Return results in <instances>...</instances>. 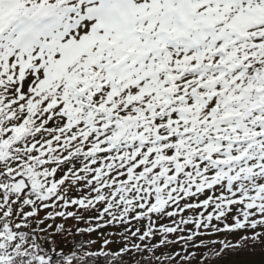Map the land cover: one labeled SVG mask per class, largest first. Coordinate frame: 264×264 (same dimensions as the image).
Masks as SVG:
<instances>
[{"label":"snow or ice","instance_id":"6c2138e0","mask_svg":"<svg viewBox=\"0 0 264 264\" xmlns=\"http://www.w3.org/2000/svg\"><path fill=\"white\" fill-rule=\"evenodd\" d=\"M92 211L123 247L64 264L264 241V0H0V264H56L39 225Z\"/></svg>","mask_w":264,"mask_h":264},{"label":"trees","instance_id":"16d2710c","mask_svg":"<svg viewBox=\"0 0 264 264\" xmlns=\"http://www.w3.org/2000/svg\"><path fill=\"white\" fill-rule=\"evenodd\" d=\"M57 178H59V176ZM69 191L68 193L73 194V197L78 196L76 195L78 193H76L74 189H69ZM48 211L51 210L38 212L37 220L42 219ZM79 213L81 216H88L89 214H93V211ZM48 224H50L51 226L49 227ZM137 226L141 228V224ZM33 227H36L35 223L29 225V229H32ZM58 227L62 229L59 232L56 231ZM39 228L46 230L37 231L35 233L38 238L37 242L40 243L46 251L55 250L53 254L56 260V264H64L65 261L73 259L74 257L81 255L87 250L97 251L101 246L102 240L104 239V237L99 234V232L101 231H105L107 234H115L124 231L123 227H106L93 233L79 232V229L87 228L81 220L80 222H76L72 219L62 218H55L54 220L50 221L46 220L44 224L39 225ZM240 234L213 235L206 237L205 240L225 241L231 242L232 244H237L239 243V241L237 240V236ZM107 239L113 241L110 246L113 250L123 247L122 242L117 243V241L120 240V237L108 235ZM158 239L159 238L153 240L152 243H157ZM168 239H175V237L170 236L168 237ZM93 241H95V246H93L92 244ZM132 242L135 243V240H133ZM196 243L199 244L200 240L198 239ZM181 247L186 249L189 253H195V259H192V264H264V241H261L258 246L253 247L249 245L247 250H241L238 252L225 250L220 257H215L213 251L209 249H196L192 248L189 245H172L162 247L156 254L167 255L169 253H175L180 251ZM214 251L219 252V246H216ZM126 259L127 264H133V261L136 259V257H128Z\"/></svg>","mask_w":264,"mask_h":264},{"label":"rangeland","instance_id":"374dc122","mask_svg":"<svg viewBox=\"0 0 264 264\" xmlns=\"http://www.w3.org/2000/svg\"><path fill=\"white\" fill-rule=\"evenodd\" d=\"M70 192V191H69ZM77 193V192H76ZM85 193H83V192H80V193H78V194H76V195H78L77 197H73V194H70V193H68V199H73V198H75V199H78V198H80V196H82V195H84ZM67 211H74V209H68ZM77 214V216L80 218V220L86 225V227L88 228V227H96V223H95V218H96V216H97V213L95 212V211H93V214H89L88 216H81L80 215V213L79 212H77L76 213ZM85 221H88V223H86ZM161 223H163V224H165V225H168L170 222L168 221V220H163V221H161V220H158L157 221V224L159 225V224H161ZM48 225H50V224H48ZM141 229H143V224L141 223ZM99 234L102 236V237H104V239L105 238H107L108 237V234L105 232V231H101V232H99ZM241 235H249V233H243V234H240V235H238L237 236V240L238 241H240V236ZM133 241V240H132ZM131 241V242H132ZM133 243V242H132ZM118 249V248H117Z\"/></svg>","mask_w":264,"mask_h":264}]
</instances>
